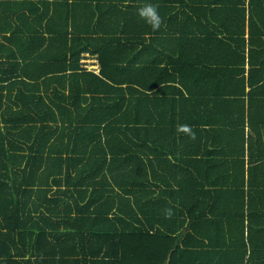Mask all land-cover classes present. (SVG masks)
<instances>
[{
  "label": "trees",
  "instance_id": "1",
  "mask_svg": "<svg viewBox=\"0 0 264 264\" xmlns=\"http://www.w3.org/2000/svg\"><path fill=\"white\" fill-rule=\"evenodd\" d=\"M169 1L0 0V264H264L260 163L246 168L230 148L205 158L236 175L237 195L245 182L254 191L218 215L174 210L198 190L154 167L178 145L172 119L138 116L169 92L156 71L167 54L153 50L173 31ZM189 1L194 28L243 33L247 16L250 50L264 43V0ZM145 3L167 15L157 31L137 15ZM84 51L97 73L81 66ZM205 191L216 207L222 195Z\"/></svg>",
  "mask_w": 264,
  "mask_h": 264
},
{
  "label": "crops",
  "instance_id": "2",
  "mask_svg": "<svg viewBox=\"0 0 264 264\" xmlns=\"http://www.w3.org/2000/svg\"><path fill=\"white\" fill-rule=\"evenodd\" d=\"M167 6L171 13L170 30L173 31L158 34L159 42L153 50H163L167 54L156 71L162 68L163 79L159 85L167 87L169 92L155 99V107L144 101L138 116L155 122L160 118L172 119L169 128L172 133L173 127L178 126V133H175L178 145L174 147V153L169 154V162L160 165L154 157V167L158 174L167 176L175 188L179 183L192 184L198 190V201L191 207L175 204L177 212L191 209L193 215H218L231 213L241 203L246 208L252 201L249 194L254 192L253 189H248L245 182L244 190L237 195L233 183L236 175L231 173L228 178L220 161L209 168L205 158L218 157L219 160L223 158L220 153L229 148L244 150L246 168L249 161L252 165L260 163L264 168V43L259 44L258 49L250 50L247 16L243 33H239L240 30L208 33L203 19L198 22V27L192 26L194 16L189 0L183 5L181 0H171ZM181 27L183 30L179 29ZM242 39L244 48L239 50ZM83 53L90 55L86 51ZM87 63V67L93 65L87 70L98 72L96 55L91 54ZM182 121L183 125L191 127L194 139L180 130ZM254 178L264 184V180ZM206 189L208 192L216 189L222 195L214 208L207 207ZM226 189L230 192L226 193ZM141 194L144 195L139 192L137 199Z\"/></svg>",
  "mask_w": 264,
  "mask_h": 264
},
{
  "label": "clouds",
  "instance_id": "3",
  "mask_svg": "<svg viewBox=\"0 0 264 264\" xmlns=\"http://www.w3.org/2000/svg\"><path fill=\"white\" fill-rule=\"evenodd\" d=\"M137 15L145 21L146 24L150 25L153 31H157L163 24V18L158 12V7L152 3H145L137 9ZM180 130L188 134L190 138H195V133L188 125L180 126ZM171 209L166 210V216L171 217Z\"/></svg>",
  "mask_w": 264,
  "mask_h": 264
},
{
  "label": "rangeland",
  "instance_id": "4",
  "mask_svg": "<svg viewBox=\"0 0 264 264\" xmlns=\"http://www.w3.org/2000/svg\"><path fill=\"white\" fill-rule=\"evenodd\" d=\"M90 55H91V54H90ZM90 55L88 56L87 53H83V54H81L80 63H81V66L83 65V67L86 68V69H88V67L91 68V67L93 66V65H89V66L87 67V64L90 63V61L87 63V58L90 57ZM93 57H94V55H93Z\"/></svg>",
  "mask_w": 264,
  "mask_h": 264
}]
</instances>
